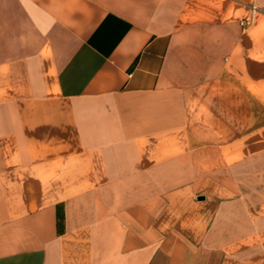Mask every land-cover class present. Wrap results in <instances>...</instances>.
I'll list each match as a JSON object with an SVG mask.
<instances>
[{
    "label": "crops",
    "instance_id": "1",
    "mask_svg": "<svg viewBox=\"0 0 264 264\" xmlns=\"http://www.w3.org/2000/svg\"><path fill=\"white\" fill-rule=\"evenodd\" d=\"M0 264H264V0H0Z\"/></svg>",
    "mask_w": 264,
    "mask_h": 264
},
{
    "label": "trees",
    "instance_id": "2",
    "mask_svg": "<svg viewBox=\"0 0 264 264\" xmlns=\"http://www.w3.org/2000/svg\"><path fill=\"white\" fill-rule=\"evenodd\" d=\"M63 230V215L60 210H57V231L61 232Z\"/></svg>",
    "mask_w": 264,
    "mask_h": 264
},
{
    "label": "built area",
    "instance_id": "3",
    "mask_svg": "<svg viewBox=\"0 0 264 264\" xmlns=\"http://www.w3.org/2000/svg\"><path fill=\"white\" fill-rule=\"evenodd\" d=\"M250 21H251V18H246V19L241 21V25H243V26L247 25L248 23H250Z\"/></svg>",
    "mask_w": 264,
    "mask_h": 264
}]
</instances>
